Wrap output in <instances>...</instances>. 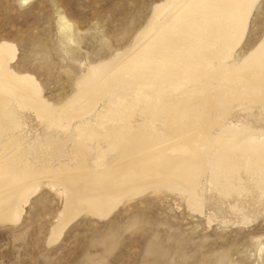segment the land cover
<instances>
[{
  "label": "bare ground",
  "instance_id": "obj_1",
  "mask_svg": "<svg viewBox=\"0 0 264 264\" xmlns=\"http://www.w3.org/2000/svg\"><path fill=\"white\" fill-rule=\"evenodd\" d=\"M259 3L160 0L129 44L83 63L60 101L14 66L17 44L0 39V224L20 223L43 187L61 201L48 245L78 217L108 218L147 193H174L208 224L256 220L264 208V30L250 49L242 45ZM57 23L76 57L73 22L59 14ZM233 253L241 251L216 264Z\"/></svg>",
  "mask_w": 264,
  "mask_h": 264
},
{
  "label": "rangeland",
  "instance_id": "obj_2",
  "mask_svg": "<svg viewBox=\"0 0 264 264\" xmlns=\"http://www.w3.org/2000/svg\"><path fill=\"white\" fill-rule=\"evenodd\" d=\"M158 1L0 0V39L17 44L14 66L34 73L45 95L60 101L86 71L83 63L107 58L129 44ZM59 14L73 22L76 57L64 49ZM263 30L260 0L242 51L250 49ZM60 207V199L43 187L25 206L20 223L0 224V264H216L230 249L241 254L233 253L226 264H264V252L261 262L256 249L257 237L264 244V208L247 225L216 220L208 224L205 215L190 211L174 193H147L108 218L78 217L60 240L48 245Z\"/></svg>",
  "mask_w": 264,
  "mask_h": 264
}]
</instances>
